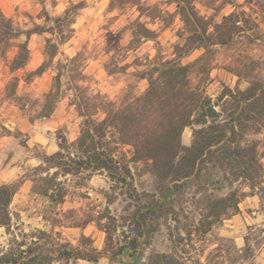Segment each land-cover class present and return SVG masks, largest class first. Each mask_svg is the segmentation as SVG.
<instances>
[{
  "label": "rangeland",
  "instance_id": "1",
  "mask_svg": "<svg viewBox=\"0 0 264 264\" xmlns=\"http://www.w3.org/2000/svg\"><path fill=\"white\" fill-rule=\"evenodd\" d=\"M165 60L187 69L179 94L167 83L145 98ZM259 81L264 0H0V182L13 191L0 254L24 243L55 258L69 243L104 256L68 264H264V126L243 123L238 135L225 126V146L248 164L245 178L219 151L186 176L168 158L139 156L103 123L113 112L136 119L142 103L154 120L193 109L178 134L188 152L219 134L199 130L231 120L238 91ZM192 88L206 105L184 103ZM47 118L55 123L46 130ZM162 131L148 136L149 153H167ZM93 144L112 155V170L88 163ZM9 165L15 170L3 171Z\"/></svg>",
  "mask_w": 264,
  "mask_h": 264
},
{
  "label": "trees",
  "instance_id": "2",
  "mask_svg": "<svg viewBox=\"0 0 264 264\" xmlns=\"http://www.w3.org/2000/svg\"><path fill=\"white\" fill-rule=\"evenodd\" d=\"M5 19V18H4ZM3 22H8L9 20H2ZM40 27L29 29L26 33L28 37L34 33L39 32ZM145 34L142 37L150 38L152 37L151 30L144 28ZM152 62V61H151ZM163 66L162 76L159 78L153 77V72L150 74L151 81L149 91L146 97H151L152 95L157 93V89L163 86H168L172 91H175V94H179L180 90V81L186 76L187 69L185 66L181 64H174L172 60H165L161 63ZM41 68H39L40 70ZM144 75V73H143ZM163 77V79H162ZM180 77V78H179ZM159 79V80H158ZM179 86V87H178ZM191 98L188 100L187 98L183 100H179V102L175 103L169 110V112H173L178 110V107L181 104L187 103L191 105L202 104V106L206 105L205 99L200 93H198L194 88L189 89ZM177 94V95H178ZM236 99L235 110L231 116V120L226 121L224 124H209L205 130H199L200 134L204 131L208 132V130L213 129L214 127H220L221 132L216 135L203 137V141H197V146L193 145L188 152H184V148L181 145L178 134L182 132L185 126L193 123V119L191 118L192 110H190V114L188 116L185 115V111H182V114L179 116H175L173 118H169L167 114L161 116L160 118L154 120L148 114L149 108L146 109L147 104L142 103L141 111H139L136 119L129 116L124 115L123 112H113L111 118L103 121L104 124L109 126H113L118 131L121 132L122 137L126 140L131 139V141L135 144L136 153L139 156H148L150 159H154L155 161H162L168 158L171 164H179L183 166L186 170V176L192 175L196 165H199L206 156L214 154V152L219 151L221 157H229L234 156L235 162H237L240 166L242 165L243 169H241V174L245 178H252L251 174H248V164L245 160H243L242 153L240 149L237 147L234 150L225 146V144L229 141L228 136L225 134V126L232 123L230 128V135H238L239 130L238 125L243 126V123H251L252 127L255 129H260L264 126V82H255L252 83L246 90L238 91ZM195 97V98H194ZM144 98V97H143ZM150 98L149 100H151ZM167 103V102H166ZM149 106L151 105L148 103ZM186 110V109H185ZM208 112L213 114L216 113L213 107L208 108ZM48 112H43V114L47 115ZM206 111L201 108L200 116L198 118V122L206 123L207 120H203L206 116ZM167 116V117H166ZM129 121V122H128ZM95 122V121H93ZM213 123V122H212ZM161 128L163 131L160 132L163 135L165 140L163 141L164 145L169 148L166 156L163 154H153L149 153V145L151 144L150 133L158 132ZM167 128V129H165ZM165 129V130H164ZM95 133H98V124L93 123V128L91 129ZM133 131V132H132ZM91 131L87 132L89 137L91 136ZM155 139L156 144H162V141ZM196 144V143H195ZM162 146V145H161ZM218 146L217 150L213 149V147ZM100 147L93 144L92 148L88 150L90 152L87 161L91 164L95 169L103 167L108 170L113 169L112 162L113 157L111 154L107 153L105 150H99ZM213 149V150H212ZM170 155V156H169ZM52 156L51 158H53ZM81 163V162H78ZM185 175V174H183ZM13 197V191H11L10 187L7 184L0 185V227L5 226L7 228L10 227L11 217L9 213V206L11 204V200ZM43 235H46L42 230L39 232ZM24 243H18L19 247L17 251L10 250L8 252H2L0 254V264H50L51 259H57L59 264L67 263L69 259L72 257L74 259H84L90 262H98L101 257L104 256L103 252H97L92 254H83L77 248H73L71 244H60L59 247L53 252H56L55 258L54 256H49V254H44V251L39 248H33L32 244H29L26 249H21V245ZM52 252V251H51Z\"/></svg>",
  "mask_w": 264,
  "mask_h": 264
},
{
  "label": "crops",
  "instance_id": "3",
  "mask_svg": "<svg viewBox=\"0 0 264 264\" xmlns=\"http://www.w3.org/2000/svg\"><path fill=\"white\" fill-rule=\"evenodd\" d=\"M54 120L53 119H50V118H47V121H44L43 122V127H44V129H51L52 127H54ZM41 123H39V124H37V123H35V125L34 126H32L33 127V131H35L34 130V128H36L37 126L40 128L41 126ZM28 127H29V125L28 126H24L23 128H25V129H28ZM21 131V130H20ZM22 132V131H21ZM19 145H18V147L17 148H15L14 149V156L16 157V152H19ZM6 170H8V172H12V171H14L15 170V167H12L11 165H9L8 167H6L3 171H6ZM4 173V172H3ZM0 176H1V173H0ZM1 184H3V183H5V181H1L0 182Z\"/></svg>",
  "mask_w": 264,
  "mask_h": 264
}]
</instances>
